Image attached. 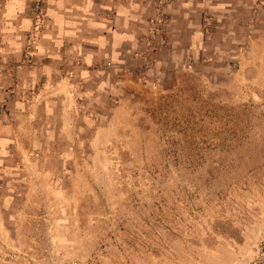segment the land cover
<instances>
[{
    "label": "rangeland",
    "instance_id": "1",
    "mask_svg": "<svg viewBox=\"0 0 264 264\" xmlns=\"http://www.w3.org/2000/svg\"><path fill=\"white\" fill-rule=\"evenodd\" d=\"M51 1L24 0L21 65L58 38ZM226 1L187 37L171 25L176 0H141L128 83L107 101L68 94V139L14 161L0 264H264V0ZM63 61L74 84L81 63ZM20 67L7 94L30 104L40 88L26 92Z\"/></svg>",
    "mask_w": 264,
    "mask_h": 264
},
{
    "label": "crops",
    "instance_id": "2",
    "mask_svg": "<svg viewBox=\"0 0 264 264\" xmlns=\"http://www.w3.org/2000/svg\"><path fill=\"white\" fill-rule=\"evenodd\" d=\"M217 3L222 5L220 9L227 1L176 0L168 9L171 25L184 30L188 37L189 30L202 27L203 14L214 11ZM23 4L24 0H4L0 5V107L9 105L13 110L4 122L0 121V205L5 209L4 213L0 212V230L8 226L1 234L10 231L8 228L13 227L18 216L10 207L17 201L8 193L16 186L11 179L16 158L28 148L39 147L36 142L68 139L58 129L61 123H68V94L81 97L85 93L90 103L93 94L98 96L96 101H107L106 94L128 83L133 72L130 64L137 60L142 49L140 31L147 27L150 15L141 0H52L47 25L49 29H57L58 38L45 37L37 44L31 63L21 65L25 59V41L18 34L26 24L20 26L18 14ZM115 25L117 32L113 31ZM62 41L69 44L65 56L81 63L74 84L64 78L68 66L63 61ZM105 62L112 63V70L105 71ZM16 66H21L18 71L21 69L26 92L40 88L30 104L22 105L15 97L8 96L14 91L11 75ZM21 105L26 106L21 108ZM44 127H49L48 131Z\"/></svg>",
    "mask_w": 264,
    "mask_h": 264
}]
</instances>
